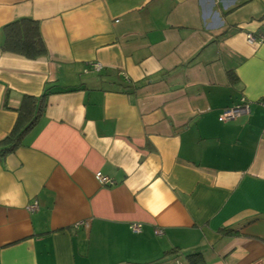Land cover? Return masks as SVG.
<instances>
[{
	"label": "crops",
	"instance_id": "obj_1",
	"mask_svg": "<svg viewBox=\"0 0 264 264\" xmlns=\"http://www.w3.org/2000/svg\"><path fill=\"white\" fill-rule=\"evenodd\" d=\"M19 18L46 56L1 51ZM247 35L264 38V0H0V140L53 91L0 159V264H264V42ZM242 98L250 114L219 122Z\"/></svg>",
	"mask_w": 264,
	"mask_h": 264
},
{
	"label": "trees",
	"instance_id": "obj_2",
	"mask_svg": "<svg viewBox=\"0 0 264 264\" xmlns=\"http://www.w3.org/2000/svg\"><path fill=\"white\" fill-rule=\"evenodd\" d=\"M2 37L1 51L5 53L29 60L39 59L47 54L39 25L30 18H19L5 24L2 27ZM232 79H234V76ZM51 93L53 91L49 87L45 88L39 97L24 96L22 98L12 130L0 140V159L12 154L22 145L24 136L35 127L43 114L46 107V98ZM175 252L176 250L172 249L165 252V255ZM185 259L187 264H205L200 253L188 254Z\"/></svg>",
	"mask_w": 264,
	"mask_h": 264
},
{
	"label": "built area",
	"instance_id": "obj_3",
	"mask_svg": "<svg viewBox=\"0 0 264 264\" xmlns=\"http://www.w3.org/2000/svg\"><path fill=\"white\" fill-rule=\"evenodd\" d=\"M247 42L248 43H255V42H264V38L256 39L252 35H247L246 36ZM87 66L94 72H100L102 69V65L98 62H93L90 61L87 63ZM123 74V73H122ZM125 76V74H123ZM262 105H264V101L261 102ZM250 114V105L248 102L245 101L244 98L240 99V102L238 104H235L233 106L224 108L220 114L218 115V121L225 123L228 121L235 120L241 116H248ZM95 178L98 181L100 185L106 186V185H112V181L106 177L103 176L101 173H96ZM37 202L33 201L27 209L29 211H35L37 210ZM132 230L134 232L139 231V225H133ZM160 230H156V234H160Z\"/></svg>",
	"mask_w": 264,
	"mask_h": 264
}]
</instances>
